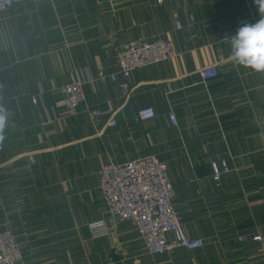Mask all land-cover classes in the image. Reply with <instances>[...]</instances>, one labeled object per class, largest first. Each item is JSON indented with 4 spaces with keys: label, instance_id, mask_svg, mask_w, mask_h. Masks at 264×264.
<instances>
[{
    "label": "crops",
    "instance_id": "1",
    "mask_svg": "<svg viewBox=\"0 0 264 264\" xmlns=\"http://www.w3.org/2000/svg\"><path fill=\"white\" fill-rule=\"evenodd\" d=\"M260 18L254 0H41L0 14V230L23 264H264V71L230 59L237 29ZM160 37L175 54L134 71L128 95L120 78L98 80L118 72L123 44ZM211 65L219 77L204 83ZM77 81L86 100L71 117L62 89ZM146 107L156 117L141 121ZM150 155L168 164L184 231L203 248L151 257L107 212L100 170Z\"/></svg>",
    "mask_w": 264,
    "mask_h": 264
},
{
    "label": "built area",
    "instance_id": "2",
    "mask_svg": "<svg viewBox=\"0 0 264 264\" xmlns=\"http://www.w3.org/2000/svg\"><path fill=\"white\" fill-rule=\"evenodd\" d=\"M41 0H0V14L7 12L15 4ZM182 25L177 23V29ZM175 54L173 42L165 37L148 40H133L117 50L118 72L106 73L101 70L98 80L118 83L125 95L130 93V78L134 71L157 65ZM202 82H209L219 77L213 65L199 71ZM65 110L68 116H76L85 102L83 84L79 81L67 84L62 89ZM95 119L101 115L98 110L88 111ZM137 117L141 121L152 120L156 112L152 107L140 109ZM173 125L177 120L171 113ZM112 120L110 126L115 125ZM148 137V136H147ZM149 139V137H148ZM223 171L214 163L215 180L222 173L230 170L222 162ZM99 190L109 215L116 221H129L138 230L147 255L164 256L177 249L193 252L206 245L204 239L190 238L183 228L181 215L174 205L175 190L170 180L168 164L156 155H150L123 164L109 163L99 172ZM104 229L107 227L104 225ZM245 241V237L239 239ZM252 241H262L260 236H253ZM0 264H23V253L14 234L6 229L0 230Z\"/></svg>",
    "mask_w": 264,
    "mask_h": 264
},
{
    "label": "clouds",
    "instance_id": "3",
    "mask_svg": "<svg viewBox=\"0 0 264 264\" xmlns=\"http://www.w3.org/2000/svg\"><path fill=\"white\" fill-rule=\"evenodd\" d=\"M260 19L254 23H243L236 35L230 39V59L235 65L264 71V0H254ZM8 112L0 107V141L8 122Z\"/></svg>",
    "mask_w": 264,
    "mask_h": 264
}]
</instances>
